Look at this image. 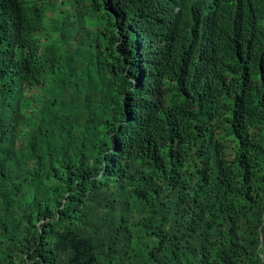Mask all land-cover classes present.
I'll list each match as a JSON object with an SVG mask.
<instances>
[{
  "label": "trees",
  "instance_id": "obj_1",
  "mask_svg": "<svg viewBox=\"0 0 264 264\" xmlns=\"http://www.w3.org/2000/svg\"><path fill=\"white\" fill-rule=\"evenodd\" d=\"M0 264H264V0H0Z\"/></svg>",
  "mask_w": 264,
  "mask_h": 264
}]
</instances>
